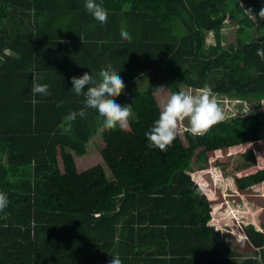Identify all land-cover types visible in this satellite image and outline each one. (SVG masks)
Listing matches in <instances>:
<instances>
[{
    "label": "trees",
    "instance_id": "16d2710c",
    "mask_svg": "<svg viewBox=\"0 0 264 264\" xmlns=\"http://www.w3.org/2000/svg\"><path fill=\"white\" fill-rule=\"evenodd\" d=\"M86 2L0 0V193L8 199L0 264H75V255L94 264L112 256L121 264H264V221L244 224L227 199V191L264 190V110L225 118L203 136L177 131L164 152L145 135L159 118L163 85L171 94L208 87L230 97L219 101L247 105L264 98V20L246 11L264 0H95L107 11L103 24ZM226 14L238 28L223 46ZM109 65L125 84L113 99L131 109L129 127L106 130L86 108L65 131V117L85 100L71 78L99 80ZM154 76L159 83L138 89ZM34 82L48 94H34ZM97 133L111 176L96 157L82 158ZM233 155L242 162L222 169Z\"/></svg>",
    "mask_w": 264,
    "mask_h": 264
},
{
    "label": "clouds",
    "instance_id": "9594fccd",
    "mask_svg": "<svg viewBox=\"0 0 264 264\" xmlns=\"http://www.w3.org/2000/svg\"><path fill=\"white\" fill-rule=\"evenodd\" d=\"M131 5H124V10H130ZM85 9L100 23L107 21V11L102 4L95 0H87ZM249 17L253 20H264V7L254 13L251 8L246 9ZM121 37L131 40L130 34L122 29ZM209 43H213L209 40ZM257 55L264 58V51H257ZM99 80H95L89 72H85L79 77H72V90L76 95L83 92L85 96L84 108L79 112H70L65 120L67 127L65 131H71V122L77 116L85 117L86 108L95 109L100 118L103 119V128L115 129L117 125L121 129L129 127V118L132 111L129 107L121 106L113 98L118 97L125 88L122 77L112 70L109 65L106 69L102 68L99 72ZM36 78L34 77V80ZM87 86V91L84 89ZM32 92L34 94H48V85L33 83ZM222 99V98H221ZM220 99V101H221ZM219 101V99H218ZM35 102V101H34ZM221 109L217 102L212 98V91L208 87H203L193 92L191 88L181 89L179 92L172 93L162 106L159 118L154 122L151 129L145 133L149 147H156L160 151H167L176 137L177 130L186 131L192 136H203L216 123L224 119ZM188 121V126H184V121ZM249 147L251 144L249 143ZM8 204L7 195L0 193V210ZM109 264H121L119 257H113Z\"/></svg>",
    "mask_w": 264,
    "mask_h": 264
},
{
    "label": "rangeland",
    "instance_id": "374dc122",
    "mask_svg": "<svg viewBox=\"0 0 264 264\" xmlns=\"http://www.w3.org/2000/svg\"><path fill=\"white\" fill-rule=\"evenodd\" d=\"M237 28H238V25L235 23L234 19L231 16L226 14L225 19H224L223 24H222V27L220 28L221 43L223 46H227L228 43H235V34H236ZM209 40H212V41L214 40L213 35L211 33H209L207 35L205 45L209 44ZM153 78H156V77L154 76ZM150 79L152 80L151 77H148V80H150ZM145 81H147V80L145 79ZM159 81L160 80L156 78L153 80V82H150L148 85L146 84V85L142 86L141 85L142 83L138 84V89H144V88H147L149 86H154L155 83H159ZM189 88H191L194 93L196 90H198L196 88L188 87L185 85H181V87H180V89H189ZM157 95H158L159 100L164 105V103L167 101L168 97L171 95V92L169 91V89L167 88L166 85H163L162 87L157 89ZM212 98L217 102L218 107L221 109L225 118H229L231 116L243 117V116L250 114L251 111H254V109L264 110V98L261 100H258V101L257 100H248L249 101L248 105H247L248 102L244 103V102H242L243 100L241 101L242 103H234L235 100H240V98H235L233 100V102H229L228 100L218 101L219 98L223 99V98H230V97L225 96V95L216 94L215 92H212ZM234 104H236V106L239 104H244V105H246V108L241 110L243 107H238V106L233 107ZM184 126L185 127L188 126L187 120L184 121ZM177 131L181 132L182 130L178 129ZM93 138H94V140L92 141V145L90 146V144H89V147H87V153L86 154L89 153L90 157H95V155H97L96 158L98 159L99 162L102 163L103 167L105 168L106 175L111 176L110 171L108 170V168L106 167V165L102 161L100 155L98 154L99 140L95 139V138H100L102 140L101 134L97 133L91 139H93ZM90 142H91V140H90ZM82 158H83L84 162L88 161V158H86V156H83ZM241 162H242V158L240 156H237V155L230 156L228 158V163L225 166H223L222 169L228 170V169L234 168ZM204 177L208 181L211 182L210 174H206ZM227 192H228L227 199L229 200L230 204L233 206V209L236 211L237 216H242L243 219H241V220L243 221L244 224H247L249 222H254L255 226L258 227L259 226L258 218H259V222L264 221V190H262L258 194H255V195H252L249 197L232 196V193L230 191H227ZM219 232L222 236H224L225 241L230 246H232L233 248H236V245L234 244V242L232 241L229 234L227 233V231L224 228H220ZM249 254L250 253L247 251L243 252V255H249Z\"/></svg>",
    "mask_w": 264,
    "mask_h": 264
},
{
    "label": "crops",
    "instance_id": "0c3cea01",
    "mask_svg": "<svg viewBox=\"0 0 264 264\" xmlns=\"http://www.w3.org/2000/svg\"><path fill=\"white\" fill-rule=\"evenodd\" d=\"M72 59V57L71 58H64L62 61H66V62H68V61H70ZM139 80H140V77H137L136 79H135V82H136V84L139 82ZM95 139H98L99 140V147L101 146V144H102V140L100 139V138H95ZM90 140H91V142H90ZM89 141H88V146L87 147H89V144H90V146L92 145V141L94 140V138L93 139H90ZM90 142V143H89ZM89 149V148H88ZM99 154V153H98ZM83 156H86V158H88V159H90L91 157H90V155H89V153L88 154H85V155H83ZM95 157H97V155H95ZM81 245V244H80ZM93 244H90L89 245V243H88V245H86V246H83V245H81V246H77L76 248L77 249H90V248H92L93 246H92ZM75 257H76V259H75V264H94V262H92V260H91V258H92V256H86V255H75Z\"/></svg>",
    "mask_w": 264,
    "mask_h": 264
}]
</instances>
